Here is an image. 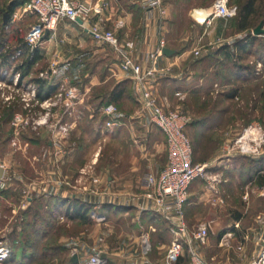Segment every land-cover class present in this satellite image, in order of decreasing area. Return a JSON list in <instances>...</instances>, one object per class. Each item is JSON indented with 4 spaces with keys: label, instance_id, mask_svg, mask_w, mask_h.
<instances>
[{
    "label": "crops",
    "instance_id": "crops-1",
    "mask_svg": "<svg viewBox=\"0 0 264 264\" xmlns=\"http://www.w3.org/2000/svg\"><path fill=\"white\" fill-rule=\"evenodd\" d=\"M78 1L92 5L95 9L99 6L97 14L104 18L102 27L114 29L121 39H130L134 42L133 55L143 68L150 65L168 68L151 85L159 104L166 108L181 107L179 100L186 98L189 93H194L196 84L191 86V81L196 78V71L187 65L192 54L191 49L198 37H202V40L209 45H214L215 41L211 35L205 37V31L195 37L189 31L182 36L178 35L174 30L176 13L178 9L185 10L190 21L202 22L214 0L206 4H203L205 0H161L160 7L165 11L163 15L159 13L157 7L149 5L151 0ZM203 12L206 14L204 15ZM25 16L24 19L29 21L30 26L35 21V17L26 12ZM95 19L96 16L92 17L91 22ZM221 19L228 18H216L211 24L215 25ZM118 22L123 25L117 27ZM191 22L190 26L194 27L195 23ZM160 39H164V47L173 49L175 52L169 56L157 54L152 62L150 55L158 49ZM185 42L189 43L184 45ZM229 44L230 41H226L222 45ZM37 54L36 60L48 62L49 66L53 67L50 69L59 72L60 84L64 83L72 88L78 96L71 108L61 109L56 121L72 119L77 120L78 123L77 127L71 130L72 133L66 140L67 145L54 144L49 138L47 142L49 159L47 163L45 162L47 178L43 187L31 189L24 201L21 199L26 185L11 187L8 185L5 195L14 198L21 209L35 204L39 198H43L44 201L64 200L58 204L55 215L61 222L68 223L76 219H71L69 214H66L67 207L76 201H81L90 206L89 218L92 212L101 214L106 219L111 212L129 218L127 224L130 230L127 233L129 237L124 242L127 240V244H131V247L138 244L146 226L150 225L159 226L160 245L169 244L172 239L169 226L176 218L171 210L158 211L155 204L142 195L141 186L142 178L146 174L157 175L164 166L165 138L161 130L153 123L150 111L142 109L138 103L134 82L129 77V73L120 69L118 55L108 44L92 39L80 22L68 18L59 19L55 29L42 38L37 46ZM71 75L72 83L68 81ZM113 92H120L118 98L114 99ZM108 104L116 107L112 115L104 113V107ZM111 121L113 124L108 126L107 122ZM102 140H107L109 151L108 158L103 161L99 159L100 148H96ZM68 142L72 145L69 146ZM92 145L98 149L94 152L91 161L95 174L99 178L98 183L95 184V192L83 190L79 184H76L77 180L83 177L81 169L87 165L84 159L88 151L85 150ZM224 156L229 155L224 154ZM216 160L214 158L201 162L207 164V175L191 183L193 185L184 205L185 218L187 221L193 219L200 221L204 218L203 223H207L209 230L221 240L220 236L228 232L234 233L235 239L240 235L245 236L246 239L248 235H252L255 239L263 234L264 225H257L253 229L249 227L244 231L240 226L242 216L236 213L233 217H228L226 221L216 210H213L214 215H208L209 217L201 218L198 215V210L205 206L211 209L219 202L227 203L225 201L229 194L225 192L229 191L226 187L230 185L233 187V184L235 187L243 185L241 178L234 179L228 174L231 172L228 171L230 164L226 162L229 158L219 159L218 163H215ZM212 165L214 167H211ZM218 179L219 181H216ZM0 198L4 197L0 196ZM191 210H194L195 214L191 215ZM16 211L17 209L12 210V218ZM70 212L71 208H69ZM221 219L223 221H220ZM64 239L61 244L67 253V262L64 264H82L86 252L80 251L85 250L83 243H86L79 237L66 236ZM239 243L241 241L237 244ZM192 245L203 258L209 255L211 260L216 259L214 264H250L252 261L250 258L238 260L240 253L233 249V255L230 253L231 250L221 246L219 249L212 248L210 250L212 254H210L207 253L208 248L203 249L195 242ZM245 245L247 243L243 242L244 250ZM187 247L185 245L186 251ZM109 249L113 251L115 248L109 246ZM103 254L111 264H157L147 255L118 257L113 252H103ZM73 255H76V262L71 260ZM184 261L186 262L182 257L181 263Z\"/></svg>",
    "mask_w": 264,
    "mask_h": 264
},
{
    "label": "rangeland",
    "instance_id": "rangeland-1",
    "mask_svg": "<svg viewBox=\"0 0 264 264\" xmlns=\"http://www.w3.org/2000/svg\"><path fill=\"white\" fill-rule=\"evenodd\" d=\"M10 1L0 0V164L5 169L4 173L12 177L11 181H9L10 187L12 185H29L31 189H37L43 187L47 178L45 162L47 163L49 159V153L47 152L49 138L52 139L54 144L61 146L67 145L66 140L70 137L71 130L77 127L78 122L72 119L62 121V123H69L70 129L67 135L61 132L59 134L58 130L54 129L52 124L60 122L56 121V119H58L63 106L61 104L50 106L49 103L51 102H47L44 105H49V107L45 108L44 105L40 106L39 102L27 93L29 88L26 89V87L28 85H30V88L34 86L36 97H38L37 79H40L46 85H53L55 87L51 95L54 94L60 86V75L57 70L50 69L53 67L49 66L50 64L45 60H35L27 67L25 61L29 59L30 50L24 43V35L29 27V21L24 19L26 16L22 8L17 12L20 14L19 20H16V22L10 20V15L16 10L14 9L11 13H8L9 15L6 21H4L3 15L7 13L6 10ZM209 1L205 0L203 4ZM234 1L238 5L243 0ZM256 10L253 16L250 17L249 27L242 31L236 28V18L234 17L218 20V23L215 25L211 24L209 28H205L198 22L191 20L195 23V26L191 27V21L186 16L185 10H177L174 30L178 35L182 36L189 31L195 37L205 31V37L211 35L215 42L214 45H209L206 41H203L200 54L195 56L192 53L188 59L187 65L197 73H195L196 78L191 81V86L196 84L194 86V90H196H193L194 93H189V95L191 94L190 96L187 95L186 98L179 100V103L182 104L181 107L166 108L163 106L166 109L182 111L190 117V123L187 125L185 132L192 144L193 161L201 163L215 158V160L217 159L215 163H218L222 159L226 160V158H229V161L227 160L226 162L230 164L228 166L230 170L228 171L231 172L228 174L234 179L241 177L240 173H238L241 170L245 172L244 179L248 176L250 177V172L252 171L251 165L254 164L252 160L257 159L264 153V141L258 147L259 153L253 156L238 153L235 146L232 147L234 140L249 125L258 126L264 132V66L258 71L255 69L256 60L260 59L264 61V58H256L253 53L254 49L249 53L242 54L238 62L249 65L254 71L253 76L247 77L246 79L230 77L229 81H225V77L230 76L228 75V68L220 67L219 63H209L205 59L207 55L214 54L226 41H230L229 45H233L234 40L236 41L244 38L247 34H252L253 27L264 16L262 0L256 1ZM257 39L260 41L264 39V36H257ZM259 41H254L253 46L257 45ZM186 43L188 44L189 42L183 44L186 45ZM191 44L192 42L190 41V46ZM19 49L21 53L17 54V50ZM4 57H6V60ZM221 57V55L217 56V60ZM16 72L20 74L18 82L17 85H12V78ZM40 73L46 74L40 76ZM69 77L68 81L72 83L73 76L71 75ZM232 87L237 89L235 96L226 98L224 93ZM22 98L26 102L22 101ZM25 103H29V105L26 106ZM46 112H48L46 119H48L50 128L42 123L40 125L35 124V121L41 120ZM16 115L21 116L22 120L15 119L17 117ZM33 126L36 128H33ZM70 143L68 142V145ZM107 143V140H102L97 144L99 147L92 145L88 146L85 150L88 151L84 159L87 165L81 169L83 177L77 180L78 182L76 181V184H79L83 190L96 191L95 184L98 183L99 178L95 174L91 161L94 152L96 150L98 151L96 148H100L99 159L101 161L108 158L109 151ZM228 148L231 151L227 152ZM224 154H228L229 156H224ZM211 167L214 166L212 165ZM197 179H203V177ZM249 182H243L242 186L238 185L235 187L233 184V187L230 185L226 187L227 189L224 188L229 191L225 192L229 194L226 198L227 201H225L227 203L219 202V204L212 206L214 208L211 209L205 206L198 210V215L201 218L203 216L209 217L214 215L213 210H216L221 215L220 217L226 221L228 217H233L236 213L242 216L240 226L244 231L245 229L248 230L249 227L253 229L257 225H264V186L259 184L255 179ZM192 185L189 186L188 190H190ZM4 191L5 189H0V196L4 197L0 198V237L6 238L11 245L8 233L14 225L20 222L21 217L19 215L23 209L18 207V203L14 198L7 197ZM26 195L28 193L23 192L22 201H24ZM13 209H17V211L13 213L14 217L12 218ZM193 214H195V211L191 210V215ZM25 218L26 220L28 219L27 217ZM223 219L220 221H223ZM185 221L189 229H194L198 224L204 222V218L200 219V221L195 219L187 221L185 218ZM128 223L129 218L112 212L107 219L97 220L90 217V222L87 223H81L79 221H72L70 223L61 222L55 215V221L49 236L34 239V246L37 249L35 247L32 249L41 251L46 245H61L66 236L72 238L79 237L80 240L86 243H83L85 250L80 251L81 253L86 252L82 264L86 256L91 252L92 247L100 249L102 254L103 252H113L118 257H133L132 255L144 257L147 255L151 261L157 264H166L165 255L169 244L160 245L161 234H158L159 226L153 227L152 225L146 226L147 224H145L146 228L145 232L141 235V240L138 244H134L135 246L131 247V244H127V240L124 242L129 237L127 234L130 231L129 225H127ZM205 224L209 230L208 224ZM144 236H147L150 248L146 253H144L142 247ZM222 236L220 237L222 238ZM247 237L246 239L245 236L242 237L240 235L237 239L222 238L221 240L215 233L213 234L209 230L207 244L200 247H203V249L208 248L209 252L207 253H210L212 248L219 249L221 246L225 249L231 251L233 249L240 253L239 258H237L238 260L244 258L253 260L260 246L263 244L262 238L264 237V231L262 235H258L255 239L252 235H248ZM93 240H95L94 243ZM239 241L241 243L237 244ZM243 242L247 243L245 250L242 247ZM22 245L23 243H18L14 255H11L14 259H11L7 264H16L23 260L25 262L26 258L22 256L21 252ZM237 245H240V248H236ZM109 246L115 249L112 251L109 249ZM188 250L186 251L184 249L183 252V259L186 261ZM88 251L90 252L88 253ZM230 253L233 255V251ZM66 259L67 253L63 251L50 259H36L32 264H64L67 262ZM203 259L208 264H214L216 262V259L211 260L209 255ZM184 263L186 262L184 261Z\"/></svg>",
    "mask_w": 264,
    "mask_h": 264
},
{
    "label": "built area",
    "instance_id": "built-area-1",
    "mask_svg": "<svg viewBox=\"0 0 264 264\" xmlns=\"http://www.w3.org/2000/svg\"><path fill=\"white\" fill-rule=\"evenodd\" d=\"M160 3L161 0H151L149 5L157 7L159 13L163 15L165 11L160 7ZM20 8L35 17V21L28 27L24 35V43L29 47L30 53L37 48L47 33L55 29L59 19L68 18L73 21L80 20L81 26L86 29L92 39L108 44L118 55L120 69L129 73V77L134 82L138 103L142 109L150 111L153 123L161 130L165 138L166 162L164 166L157 175L146 174L141 181V186L144 190L143 196L151 200L158 211L166 212L171 210L176 218L169 226L172 239L167 247L165 262L166 264H183L180 262V258L183 257L184 248L187 245L189 250L187 261L184 264H208L192 245L193 242L199 246L207 244L209 238L208 227L205 223H200L194 229H189L184 216V205L188 199L189 186L195 179L206 177L207 164L193 161L192 144L185 132L187 125L190 123V117L182 111L164 108L159 104L151 86L158 76L163 75L168 68L154 65L143 68L133 55L134 42L130 39H121L114 29L103 28L104 18L97 14L98 10L92 5L78 0H24L23 5L10 15L12 22L20 19V14L17 13ZM209 9V13L202 22L194 18L196 22L205 28L216 18H230L236 13V6L229 5L228 0H214ZM94 16H96V19L91 22ZM116 25L121 27L123 24L118 22ZM259 36H264V33ZM164 44V39H160L158 49L150 55L152 62H154L157 54H161ZM202 46V37H198L191 49V53L198 56ZM20 53L21 50H17V54ZM262 66H264V61L257 59L255 69L258 71ZM44 74L46 73H40V76H44ZM19 75V72L14 74L12 85H17ZM26 89H28L27 93L33 99H36L40 106L51 102L49 103L50 106L61 104L64 109H68L73 106V101L78 97L76 91L67 87L64 83L60 84L57 92L42 99L36 97L34 86L30 88V85H28ZM22 101L26 102L23 98ZM25 104L26 106L29 105V103ZM44 106L45 108L49 107V105ZM115 111L116 107L113 104H108L104 107V113L107 115H112ZM47 116L48 112L44 114L41 120L35 121V124L40 125L42 123L50 128L48 119H46ZM21 118V116H17L15 119L21 121ZM112 124L113 121L107 122L108 126ZM52 125L54 129L58 130L59 134L67 135L70 129V125L67 122H57ZM252 126L249 125L248 128ZM33 128L36 127L33 126ZM243 134L244 132L234 140L232 147L235 146L237 152L241 154L250 156L258 154V147H260L262 142L257 143L255 139L251 138L247 144L242 140ZM229 151H231L230 148L227 149V152ZM11 179V176L4 173L0 178V189H6ZM216 181H219V179ZM30 190L31 187L27 185L23 192L29 193ZM91 217L97 220H104L105 218L103 215L94 212L91 213ZM234 237V233L228 232L222 238L231 239ZM142 241V247L144 253H146L150 249L147 236H144ZM236 248H240V245H237ZM10 255L11 245L9 241L4 237H0V264H7ZM83 264L111 263L100 249L92 248ZM250 264H264L263 244Z\"/></svg>",
    "mask_w": 264,
    "mask_h": 264
},
{
    "label": "trees",
    "instance_id": "trees-1",
    "mask_svg": "<svg viewBox=\"0 0 264 264\" xmlns=\"http://www.w3.org/2000/svg\"><path fill=\"white\" fill-rule=\"evenodd\" d=\"M256 1L257 0H243L241 3L237 2L238 5H236L234 0H228L229 5L236 6V13L233 17L236 18V28L238 30L242 31L249 27L250 17L253 16V14L257 11ZM23 3L24 0H11L8 4L6 12L11 13V11L14 9L22 6ZM262 8H264V0H262ZM259 22L264 24V16ZM256 40L259 41L257 36L247 34L244 38L235 41L233 45H223L222 47L218 48L214 54L207 55L205 61L208 60L209 63H219L220 67L228 68V75L230 76L225 77V81H229L230 77L235 79H246L247 77H251L253 76L254 71L249 65L239 63L238 59H240L242 54L249 53L253 49V53L256 58H264V39L260 40L257 45L253 46V43ZM220 55L222 57L217 60V56ZM37 58V48H35L33 49L32 53H30L28 61H25L27 67H29ZM4 59L6 60V57H4ZM37 86L38 97L40 99L49 96L55 89L53 85H46L40 79H37ZM236 91L237 89L234 87L227 89V91L224 93V96L226 98H232L235 96ZM113 94H115L114 99H116L118 98L120 92H113ZM252 163L254 164L251 165L252 171L250 170V177L248 176L244 179L245 172L241 170L242 172L238 171L241 176L240 178L243 182H249L255 179L259 184L264 186V153L257 159H253ZM60 202H64V200L44 201L43 198H39L35 204L30 205L26 209L22 210L19 215L21 217L20 222L14 225L8 233V238L11 242V255H14L18 243H23L21 252L22 256L25 257L26 260L25 262L23 260L17 262L16 264H32V262L36 259H50L58 255L59 252L64 251L62 245H46L41 249V251H37V248L34 246V239H40L49 236L55 221L56 208ZM69 208H71L70 213ZM89 210L90 206L88 204L81 201H76L71 206L67 207L66 214H69L68 216L71 219H76V221L81 223H87L90 220L88 215ZM25 217L28 219L26 220ZM33 247L36 249H32ZM10 257L8 258L7 263L10 262L11 259H14L13 257ZM181 259L182 257L180 258V261Z\"/></svg>",
    "mask_w": 264,
    "mask_h": 264
},
{
    "label": "water",
    "instance_id": "water-1",
    "mask_svg": "<svg viewBox=\"0 0 264 264\" xmlns=\"http://www.w3.org/2000/svg\"><path fill=\"white\" fill-rule=\"evenodd\" d=\"M98 8H99V6H97V9ZM8 15H9L8 13H5L4 14V21H6ZM77 21L80 22V20H77ZM262 26H263V23L262 22H259L253 28L252 34L255 35V36H259V35L263 34L264 33V29H263ZM174 52L175 51L173 49H170L168 47H164L161 50V53L164 54V55H167V56L174 54ZM4 172H5V170H4L3 166L0 165V178L3 176ZM263 245H264V242H263ZM71 260L73 262H76L77 261L76 255H73Z\"/></svg>",
    "mask_w": 264,
    "mask_h": 264
},
{
    "label": "bare ground",
    "instance_id": "bare-ground-1",
    "mask_svg": "<svg viewBox=\"0 0 264 264\" xmlns=\"http://www.w3.org/2000/svg\"><path fill=\"white\" fill-rule=\"evenodd\" d=\"M209 11H210V9H209ZM209 11H208V13H209ZM203 14L205 15L206 13L203 12ZM205 17H206V15H205ZM251 138L255 139L257 143H261L264 140V132L258 126L249 127L248 129H246L244 131V134L242 136V140L248 144V141Z\"/></svg>",
    "mask_w": 264,
    "mask_h": 264
}]
</instances>
